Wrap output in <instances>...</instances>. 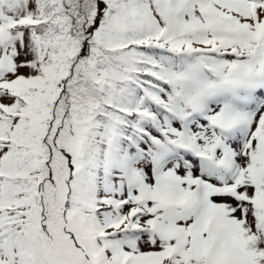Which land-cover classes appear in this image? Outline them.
Returning a JSON list of instances; mask_svg holds the SVG:
<instances>
[{"label": "snow or ice", "instance_id": "1", "mask_svg": "<svg viewBox=\"0 0 264 264\" xmlns=\"http://www.w3.org/2000/svg\"><path fill=\"white\" fill-rule=\"evenodd\" d=\"M0 264H264V0H0Z\"/></svg>", "mask_w": 264, "mask_h": 264}]
</instances>
